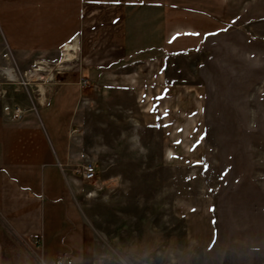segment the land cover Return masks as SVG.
I'll return each mask as SVG.
<instances>
[{
  "label": "rangeland",
  "instance_id": "1",
  "mask_svg": "<svg viewBox=\"0 0 264 264\" xmlns=\"http://www.w3.org/2000/svg\"><path fill=\"white\" fill-rule=\"evenodd\" d=\"M244 1L264 17V0ZM66 52L23 69L0 35V111L42 103L75 64ZM162 67L84 80L76 128L96 178L77 201L93 264H264V19ZM40 68L49 78H29Z\"/></svg>",
  "mask_w": 264,
  "mask_h": 264
},
{
  "label": "crops",
  "instance_id": "2",
  "mask_svg": "<svg viewBox=\"0 0 264 264\" xmlns=\"http://www.w3.org/2000/svg\"><path fill=\"white\" fill-rule=\"evenodd\" d=\"M258 16L244 0H0V35L23 69L67 43L78 47L68 75L44 88L35 109L21 117L0 111V264H93L95 243L77 201L84 80L161 73L165 58L198 49L229 25L254 34Z\"/></svg>",
  "mask_w": 264,
  "mask_h": 264
},
{
  "label": "built area",
  "instance_id": "3",
  "mask_svg": "<svg viewBox=\"0 0 264 264\" xmlns=\"http://www.w3.org/2000/svg\"><path fill=\"white\" fill-rule=\"evenodd\" d=\"M66 46L67 44L64 45L63 47L64 50L66 49ZM77 49L76 50L72 49L71 51L75 53ZM21 115H22V110L18 109L16 111L15 117H21ZM77 173H79L85 180L92 181L96 178V168L92 162L87 160L80 168L77 169ZM56 264H71V261L68 259H58L56 261Z\"/></svg>",
  "mask_w": 264,
  "mask_h": 264
},
{
  "label": "bare ground",
  "instance_id": "4",
  "mask_svg": "<svg viewBox=\"0 0 264 264\" xmlns=\"http://www.w3.org/2000/svg\"><path fill=\"white\" fill-rule=\"evenodd\" d=\"M66 47H67L66 48L67 49V52L63 55L64 57L61 60L62 62H60V63H63L64 61H69V60L75 58L74 53L69 51L70 49L77 48L75 41L73 43L72 42L71 43H67V46ZM58 67H61V65L59 64ZM41 69L42 68L36 69L34 71L29 72L28 73L29 78H33L34 80H40V79L49 78L50 75L48 76V75L40 72ZM5 73L9 76V78L11 80H16L15 73H14V70L12 68L6 69L5 70Z\"/></svg>",
  "mask_w": 264,
  "mask_h": 264
},
{
  "label": "snow or ice",
  "instance_id": "5",
  "mask_svg": "<svg viewBox=\"0 0 264 264\" xmlns=\"http://www.w3.org/2000/svg\"><path fill=\"white\" fill-rule=\"evenodd\" d=\"M114 3H119L120 0H113ZM194 35H198V34H194Z\"/></svg>",
  "mask_w": 264,
  "mask_h": 264
}]
</instances>
